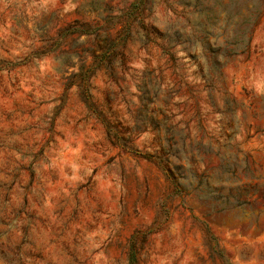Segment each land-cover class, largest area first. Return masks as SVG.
<instances>
[{
    "label": "rangeland",
    "instance_id": "rangeland-1",
    "mask_svg": "<svg viewBox=\"0 0 264 264\" xmlns=\"http://www.w3.org/2000/svg\"><path fill=\"white\" fill-rule=\"evenodd\" d=\"M0 264H264V0H0Z\"/></svg>",
    "mask_w": 264,
    "mask_h": 264
},
{
    "label": "trees",
    "instance_id": "trees-1",
    "mask_svg": "<svg viewBox=\"0 0 264 264\" xmlns=\"http://www.w3.org/2000/svg\"><path fill=\"white\" fill-rule=\"evenodd\" d=\"M86 83L89 86V81H87ZM83 91H84V94L86 93L84 95V101L86 102L87 106L90 109H93L95 111V108H94V105L95 104H94L92 95L90 94V92H89V90L87 88L86 89L84 88ZM99 115L103 119V121H105L106 123H108V121L103 118V114H99ZM110 127H112V126H110ZM111 131H113V130L110 129V132ZM111 133H112V137L114 139H116V140L118 139L119 141L120 140L121 141H125V139L122 136H119L120 134H119V132L117 130H115L114 132H111ZM163 154L164 153H162V155ZM159 163L163 166V168L168 173V175L173 179V181L175 182L176 187H182L180 185V182L179 181H180V178H185V177H182V175L180 174V172L179 173L174 172L173 171L174 169L169 166V161L168 160H164L163 156H160ZM174 168L180 170L179 167H175L174 166Z\"/></svg>",
    "mask_w": 264,
    "mask_h": 264
}]
</instances>
